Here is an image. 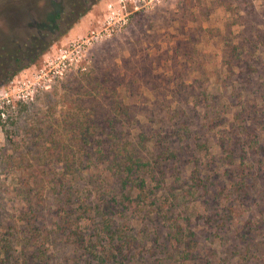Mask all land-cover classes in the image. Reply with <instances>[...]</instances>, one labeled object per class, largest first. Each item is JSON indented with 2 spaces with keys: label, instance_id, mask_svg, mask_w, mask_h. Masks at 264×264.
<instances>
[{
  "label": "rangeland",
  "instance_id": "obj_1",
  "mask_svg": "<svg viewBox=\"0 0 264 264\" xmlns=\"http://www.w3.org/2000/svg\"><path fill=\"white\" fill-rule=\"evenodd\" d=\"M44 1L0 5V46L13 41L26 48L41 35L40 21L49 12ZM60 1L65 7L60 30L48 29L51 45L35 64L18 69L11 59H0V102L8 98L14 108H5L7 119H0V223L7 228L0 233L18 231L14 243L27 238L25 215L31 224L40 220L56 232L55 207L49 214L35 201L42 190L37 178L43 149L27 150L32 142H48V148L49 142H74L57 124L68 99L61 83L87 71L96 58L103 70L117 74L135 112L125 128L128 140L144 162L153 165L165 148L170 160L161 158L167 169L163 181L153 168L145 174L142 199L136 193L125 199L114 182L104 181V167L82 173L79 200L116 206L108 214L90 210L81 221L91 249H77L58 233L45 242L52 264H264V0H160L110 35L103 30L106 0L70 28L65 18L72 0ZM91 32L101 35L91 40ZM88 38L77 64L59 77L62 62H68L61 51ZM202 90L209 98L203 104L196 97ZM184 121H193L190 129L182 124L178 137L169 133ZM232 129L242 138L234 156L221 146L234 144L227 139ZM202 140L207 150L196 147ZM48 159L50 178L63 166L56 157ZM195 161L202 164L207 190L196 191L190 180ZM43 193L46 206L55 202L50 187ZM33 250L16 244L10 254L21 262Z\"/></svg>",
  "mask_w": 264,
  "mask_h": 264
},
{
  "label": "trees",
  "instance_id": "obj_2",
  "mask_svg": "<svg viewBox=\"0 0 264 264\" xmlns=\"http://www.w3.org/2000/svg\"><path fill=\"white\" fill-rule=\"evenodd\" d=\"M4 1L9 2L10 0H0V5ZM97 2L98 0L70 1L68 5L71 11L65 18V24L68 28L72 27ZM44 6L49 12L45 13V17L40 21L39 27L43 31L41 35L32 37L26 48H21L13 41L5 42L0 46V59L9 58L18 66V69H24L35 64L47 52L51 45L47 31L49 29L51 33H54V31L60 30L59 20H62L65 7L60 0H46ZM135 15L134 13L129 19L134 18ZM139 21L137 19L133 21L136 29L139 27ZM138 32L144 34L141 29ZM25 61L26 64H23ZM17 70L11 71L10 75H13ZM201 75H203L202 72ZM61 85L66 93L64 99H68L66 101L67 108L62 112L61 119L57 124L63 127L62 129L66 134L72 136L74 142H49L52 144L50 148L45 147L48 142H32L34 144L33 148L27 150V153H32L36 149H43L40 156L42 168L38 172L40 178H37V185L42 190L39 199L36 198L35 201L38 200V203H36L38 208H47L49 214H51L52 207H55L53 211L54 216L57 218L56 232L53 233V230L46 229V224L41 225L42 221L40 220H37L35 225L31 224L29 215H25L22 221H24L27 228L23 230V233L27 238L14 243L19 239L16 228L14 230L16 231L15 234L0 233V264H52L50 256L44 249V243L50 242L55 237V233L68 238L69 242L77 249L87 250V248H92V244L84 238V231L80 226L81 221L86 220V215L90 210L100 213L103 209L104 212L101 213L108 214V210L115 209L116 205L112 202H106L100 206L94 201L88 204L83 200H79L80 189L77 188L79 186L77 180H79L78 178L82 173L94 168L104 167L107 174V180L104 181L114 182L118 192L127 200L134 193H136L137 199L146 198L147 191L144 176L149 173L150 169L153 168L154 171H157L161 176V180H164L167 169L162 159L170 160L168 150L166 148L161 150L157 155L159 159H156L152 165L150 162H144L143 154L128 140L131 134L125 128L134 121L135 112L131 109V105L126 102V96L122 95L121 83L116 73L114 75L111 70H103L98 66L95 58L93 65L87 71L76 74L69 81L62 82ZM196 97L202 104L209 101L205 90H202V96ZM97 104H100V109L97 108ZM201 107L204 108L205 105H201ZM179 109L181 108L177 110ZM71 114L75 116L74 119H71ZM171 117L174 118L175 116L171 115ZM100 123L103 125H100ZM182 124H186V129H190L193 121H190V123L184 121L179 124L175 122L169 133L173 134L174 137H178ZM242 130H245V126H242ZM231 132L233 137L227 139L232 140L234 144L227 146V144L221 143V146L225 145L229 155L234 156L238 151L235 145L239 144L238 142L242 138L240 139L239 131L232 129ZM49 137L51 136L49 135ZM171 139L174 140L172 137ZM197 139L201 140L202 134L197 136ZM180 140L178 138V141ZM228 140L222 138L221 142H229ZM171 142H175V140ZM206 142L208 141L202 140L196 147L199 150H207ZM52 150L56 153H53ZM54 157H56V162L62 164L63 168L60 173L54 172L53 176L48 178L49 171L46 169V165L50 164L48 158ZM153 170L152 172H154ZM202 174V164L195 161L190 180L193 186L197 188L196 191L209 189L206 180L202 179ZM156 182L159 185V181ZM45 186L50 187L51 194L55 198V202L49 203L50 206H46L47 201L42 197L44 196L43 188ZM6 229L0 223V230ZM105 231L108 234L113 232L116 235V231H110L107 227ZM120 238H124L126 242L125 237L120 236ZM16 244L23 249L25 246L30 245L34 250L29 252L28 255H21V262H18L10 254L13 245ZM119 250L121 249L117 248V252Z\"/></svg>",
  "mask_w": 264,
  "mask_h": 264
},
{
  "label": "built area",
  "instance_id": "obj_3",
  "mask_svg": "<svg viewBox=\"0 0 264 264\" xmlns=\"http://www.w3.org/2000/svg\"><path fill=\"white\" fill-rule=\"evenodd\" d=\"M158 3H160V0H106L104 4V32L110 35L115 28H120L125 25L127 19L131 15L140 11H147L158 5ZM91 33V40L94 38L95 34H97L98 37L101 35L95 32ZM91 40L88 38L82 44H71L68 49L61 51V56L67 57L68 62H62L60 70L56 72L59 77L63 76V72L67 67L77 64L76 62H78V59L81 58L80 53L82 52L83 45L89 44ZM5 108H13L8 98H5L0 102V119L3 120L7 119Z\"/></svg>",
  "mask_w": 264,
  "mask_h": 264
},
{
  "label": "crops",
  "instance_id": "obj_4",
  "mask_svg": "<svg viewBox=\"0 0 264 264\" xmlns=\"http://www.w3.org/2000/svg\"><path fill=\"white\" fill-rule=\"evenodd\" d=\"M104 4H105V1H104Z\"/></svg>",
  "mask_w": 264,
  "mask_h": 264
}]
</instances>
